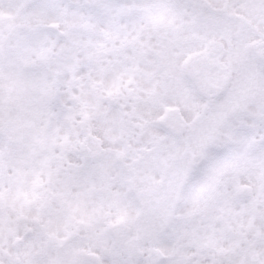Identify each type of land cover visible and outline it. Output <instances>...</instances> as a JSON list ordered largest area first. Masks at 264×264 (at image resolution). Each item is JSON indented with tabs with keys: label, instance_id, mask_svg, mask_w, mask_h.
I'll use <instances>...</instances> for the list:
<instances>
[{
	"label": "rangeland",
	"instance_id": "374dc122",
	"mask_svg": "<svg viewBox=\"0 0 264 264\" xmlns=\"http://www.w3.org/2000/svg\"><path fill=\"white\" fill-rule=\"evenodd\" d=\"M74 1L75 4L67 13L66 22L61 25L65 32L64 39L56 43L58 46L63 44L67 47L68 52H65L63 60L59 59L52 63L48 70L41 69L36 74L29 71L19 74L15 67H0V106L5 107V111L0 110V130L6 131L0 136V242L7 244V254L14 255V238L11 233L18 231L21 234L24 228L22 223L17 224L13 218L18 212L22 213V219L26 217L27 225L31 227L18 253L29 264H46L36 255L42 249L43 226L51 235L62 237L65 233L66 218L60 210L62 202L75 212L77 220L84 223H90L96 217L100 202L95 195L85 194V190L89 188V183L85 180L87 174L63 183L53 170L55 166L47 159L50 155L40 153L39 139L59 144L63 142L64 136L67 139L73 138V135L68 137L65 129L60 127L53 104L49 105L50 110L41 105V101L48 102L47 96L56 94L52 82H68L76 74H85L93 80H99L106 87L115 89L117 75H120L124 79H134L132 85L136 90L160 86L155 80L158 78H154V83L146 78L147 72L155 76V66H146L142 61L137 64L136 58L130 57L132 52L129 49L114 58L117 61L112 64L110 61L113 56H109L104 64L97 65L95 70L92 67H78L87 62L88 53H96L95 41L103 39L101 34L114 36L110 21L117 18L119 8L114 0L105 2L103 11L93 22V33L89 35L79 28L84 26L82 19L86 10L77 4L78 0ZM210 1L216 6L227 2L225 6L230 15L245 16L251 22L240 30L237 21H231L225 15L220 17L221 29L213 34V38L224 42L225 45H228L229 39L232 40V50H226V61L232 70L231 78L226 87L225 84L218 87L208 83L216 88L221 97L191 134V149L196 154L200 153L214 129L228 132L237 144L232 151L215 155V160L205 171L207 176L196 175L197 179L188 191H184L175 213V198L181 176L187 171L190 155L188 152L183 154L186 146L180 144L177 149L171 147L173 149L143 162L137 181V186L143 190L142 195H146L141 205L142 209H147L143 216H140V208L134 204L131 197L127 198L124 194L127 188L120 181H112L117 169L112 165L113 155H106L98 164L99 175L105 184L102 192L107 195L116 213L110 220L115 222L116 219L122 218L126 225L120 230L123 234L119 251L107 247L106 230L103 226L96 228L93 236L96 242L92 245L98 257H102L101 264H264V139L259 131V153L251 151L252 132L244 125L245 122L247 126H253L254 122L248 115L254 116L256 114L253 113H258L260 100L263 99L261 86L255 78L260 68L259 64L253 61V55L259 50L263 51L264 0ZM137 2L141 8L140 13L128 21H123L130 39L138 34L153 32L159 24V19L166 23L171 20L179 22L184 11L190 10L186 6V0L179 1L181 7L176 6V0H158L157 6L151 5L152 0ZM195 6L198 11L199 6ZM63 8V3L57 2L55 7L45 11V5L41 3L33 11L32 25L46 27L49 24H58ZM17 22L15 10L0 1V32ZM254 26L258 29H254ZM107 31L110 32L106 33ZM237 33L238 35H235ZM118 35L124 36V33ZM144 39L142 37V40ZM54 40L53 34L39 32L31 52L26 51L22 44L19 52L28 60L30 66L34 67L32 60H35L36 65H41L37 59L39 54H42L41 46H51ZM119 43V40L115 42ZM85 44L89 47L83 50ZM190 51L191 49H180L173 52L172 56L181 60ZM74 55L77 56V61ZM13 59L14 55L8 54L5 61ZM123 61H126L129 68L137 69L138 73L128 75L125 65L121 63ZM74 63L76 67L73 66ZM206 77L207 81H210V76ZM83 81L74 90L89 103L96 104L88 91V85ZM61 90L64 91L65 87H61ZM66 94L64 91L62 97L65 98ZM164 99L179 109L178 113L169 117V123L175 131L182 129L178 116L191 120L205 102L195 89L191 88L189 82L179 78L169 83V91L164 94ZM11 105L20 107L8 111ZM261 117L264 119V115L260 116V120L264 122ZM118 118L114 112L108 115L92 112L91 127L102 139L101 147L112 150L124 147L116 140L119 133ZM180 156L181 159L184 156L181 162L172 164V158ZM165 169L169 176L165 185H162L161 179ZM36 178L41 180L44 188L38 186L37 196L33 197V194H36L33 192ZM52 191L54 194H48ZM40 196L43 202L38 200ZM25 200L34 201V204L25 205ZM103 203L105 208H110L104 201ZM1 207L9 214L5 215ZM174 214L187 217L182 216L176 221ZM9 217L13 219L10 223ZM100 221L101 224L104 223L103 220ZM7 226L9 227L6 228ZM226 229L231 233L240 232L244 239L238 241L229 235ZM103 232L105 233L102 236ZM156 248L168 255L169 259L159 263L153 254ZM207 249L209 253L216 254L217 261L209 257ZM73 252L74 250L71 251ZM75 262L66 261L64 264ZM79 262L80 260L77 261ZM4 264L10 263L4 260Z\"/></svg>",
	"mask_w": 264,
	"mask_h": 264
},
{
	"label": "trees",
	"instance_id": "16d2710c",
	"mask_svg": "<svg viewBox=\"0 0 264 264\" xmlns=\"http://www.w3.org/2000/svg\"><path fill=\"white\" fill-rule=\"evenodd\" d=\"M0 1L3 5L13 8L18 18L16 24H12L0 32V67H15L19 74H24L25 71L36 74L40 69L48 70L51 63H56L59 59L65 58V52H68L66 45L60 44L58 46L56 44L64 39V32L56 36V40L52 42L51 46L45 45V48L44 44L41 46L42 54H39L37 58L41 60V65H36L35 60H32L34 67L30 66L28 60L20 54L19 48L22 44L26 51L31 52V47L35 44L39 32H46L43 27L32 25V14L38 5L44 3L45 11H47V9L55 7L57 2H63L64 8L58 22L64 24L69 9L74 5V0ZM179 1L176 0L177 7H181ZM78 2H81L86 9L82 19L84 24L82 31L92 34L96 16L103 11L104 3L110 2V0H78ZM114 2L119 8L117 18H112L110 21L114 36L101 34L103 39L95 41L96 53H88L86 55L87 62L78 67L85 69L92 67L95 70V67L104 64L109 56L118 57L123 54L124 50L129 49L132 52L130 57L136 58L137 64L142 61L146 66H155V76L153 77L147 72L146 78L151 82L154 78H158L155 80L160 86L136 90L132 85L134 79H124L120 75L117 77L118 85L113 90L99 80H93L85 74L75 75L74 73L75 76L68 82L54 81L58 92L49 97V101L54 102L59 114L65 115L58 120L61 126L66 128L67 135H74V138L71 140L66 138L63 145H58L53 141L48 143L45 140H42L40 145H42L44 153L52 154L50 159L55 165L54 171L60 177L61 182L79 179L84 172H88L86 180L89 183V188L85 194L102 193L103 185L97 166L105 154L113 155L112 165L117 169L112 176V181H120L125 186H131L132 190L139 192L138 194H143V190L137 186L138 171L143 162L157 154H163L169 149H177L180 144H184L186 150L183 154L186 155L188 152L190 155L187 171H184L181 176L175 198L173 208L175 213L179 203H181L184 191H188L197 179L196 175L207 176L205 171L215 160V155L228 153L237 144L228 132L214 129L204 149L196 154L191 149L190 137L198 123L210 113L211 107L221 96L216 88L209 86L208 83L218 87L225 84L224 87H226L231 78L232 70L226 61V54L232 50V40L229 39L228 45H225L224 42L213 38V34L221 29L220 17L225 15L227 19L237 21L240 30L243 29L244 25H250L249 22L251 21L245 16L230 15L225 6L227 2L216 6L210 0H186V6L190 10L184 11L179 22L171 20L166 23L158 20L159 24L153 32L138 34L130 39L123 21H128L140 13L139 3L137 0H114ZM158 3V0H152L151 5L157 6ZM195 4L199 6L197 14L193 12L195 11ZM142 8L147 10L143 6ZM254 29H256L255 26ZM121 32L124 33V36L118 35ZM142 37L145 39L142 40ZM117 40H119V44H115ZM15 41L17 43H14ZM87 47L89 46L85 44L83 50ZM180 49H191V51L185 58L177 60L172 55L173 52ZM8 54H13L14 59L5 61ZM74 58L77 61L76 55ZM254 58L256 62L259 60L261 63V72L256 78L261 86L263 99L260 100L258 113H253L256 114L254 116L248 115L254 122L253 126H247L245 122L244 125L252 132V139L250 140V147L252 148L250 150L259 153L258 141L260 140L257 138L259 131H261L260 135L264 139V122L260 120V116L264 115V45L263 51L259 50ZM110 63L112 64L111 61ZM121 63L125 65V62ZM73 66L76 67L77 65L74 63ZM125 69L128 75L138 73L137 69L128 68L126 65ZM206 76H210V81H207ZM83 78L86 80L83 81ZM176 78L189 82L191 88L195 89L205 101L191 120L178 116L180 127H182L178 131H175L173 125L169 123V117L178 113L179 109L171 106L164 99V94L169 91V83ZM82 81L88 85V91L94 97L96 104L89 103L78 91L74 90ZM62 86L65 87L67 93L66 98L61 96L60 87ZM16 107L20 106L11 105L8 107V111L14 110ZM0 110L5 111V107L0 106ZM92 112L102 115L117 113L119 117L117 120V128L119 129L117 141L124 146L122 149L106 150L101 147L102 139L95 135L91 127ZM153 112H158V114L153 115ZM242 113L244 114L243 111ZM262 120L264 119L262 118ZM156 128L160 129L157 130ZM5 133V130H0V135ZM55 149L59 151L54 152ZM182 159L181 156L173 157L172 164L181 162ZM168 174L165 169L161 179L162 185H165ZM182 216L187 217V215H173L176 221ZM228 230L226 229L227 233L234 236L238 241L241 242L244 239L240 232L231 233ZM46 238L56 239L55 236L49 234ZM0 251H2L1 246ZM209 257L213 261H217L216 254L209 253Z\"/></svg>",
	"mask_w": 264,
	"mask_h": 264
},
{
	"label": "flooded vegetation",
	"instance_id": "af4514ba",
	"mask_svg": "<svg viewBox=\"0 0 264 264\" xmlns=\"http://www.w3.org/2000/svg\"><path fill=\"white\" fill-rule=\"evenodd\" d=\"M102 225L105 228L109 226L108 224H102ZM122 234H123L122 232L117 233V235L119 236V239L117 241L118 246L116 247V249H114L116 251H119L122 247V242H121ZM94 241H95L94 239H92V240H86V239H83V240H64V239L59 240L57 243H59L61 245V248L59 249L61 251L60 257L62 259H65V258L68 259V262L69 261L70 262L76 261L74 263V264H76L77 261L80 260V257L82 258L84 252L97 255V252L95 251L96 249L94 250L93 245H92V243H94ZM105 241H107L106 243H107L108 248H113L111 240L105 239ZM73 246H74V248H73ZM73 250H74V252L71 253V251H73ZM50 253H51L52 257L57 258L56 261H59V262L61 261L59 256L55 253L54 249L50 248ZM97 256H99V255H97ZM81 261H82V264H91V263L86 262L84 260H80V262ZM80 262L77 264H80ZM101 262H102V257L100 256V257H97V260L94 264H101Z\"/></svg>",
	"mask_w": 264,
	"mask_h": 264
},
{
	"label": "water",
	"instance_id": "95a60500",
	"mask_svg": "<svg viewBox=\"0 0 264 264\" xmlns=\"http://www.w3.org/2000/svg\"><path fill=\"white\" fill-rule=\"evenodd\" d=\"M48 29L50 31H53L55 33L59 32V26L55 25V26H49ZM23 241L21 239H16L15 243H14V247L18 250L20 248V246L22 245ZM157 255H159L160 257V261L165 259V256L163 255V253L161 251L156 250L155 251ZM86 257V256H85ZM87 259L89 260V258L87 257Z\"/></svg>",
	"mask_w": 264,
	"mask_h": 264
}]
</instances>
